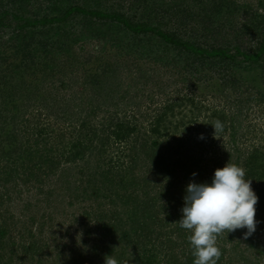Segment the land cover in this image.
<instances>
[{
	"label": "trees",
	"instance_id": "1",
	"mask_svg": "<svg viewBox=\"0 0 264 264\" xmlns=\"http://www.w3.org/2000/svg\"><path fill=\"white\" fill-rule=\"evenodd\" d=\"M45 1L0 0V264H193L187 186L229 161L257 227L217 264H264V0Z\"/></svg>",
	"mask_w": 264,
	"mask_h": 264
},
{
	"label": "clouds",
	"instance_id": "2",
	"mask_svg": "<svg viewBox=\"0 0 264 264\" xmlns=\"http://www.w3.org/2000/svg\"><path fill=\"white\" fill-rule=\"evenodd\" d=\"M212 125L217 137L223 125L219 121ZM245 177L246 169L229 161L215 170L210 184H188L179 223L191 232L188 240L195 257L193 264H217L222 255L217 239L223 233L246 228L247 238L255 232L259 198L252 188V180ZM105 264H119V261L108 255Z\"/></svg>",
	"mask_w": 264,
	"mask_h": 264
},
{
	"label": "rangeland",
	"instance_id": "3",
	"mask_svg": "<svg viewBox=\"0 0 264 264\" xmlns=\"http://www.w3.org/2000/svg\"><path fill=\"white\" fill-rule=\"evenodd\" d=\"M42 1V2H41ZM40 2H41V6H40V8H41V11H46V6H47V2L45 1V0H40ZM166 6V5H165ZM36 8H39V7H37V6H35L34 8H31V12H34V10L36 9ZM136 11V13L138 12V13H140V9H138V7H137V9L135 10ZM142 63L144 62V61H141ZM149 64H151V63H149V62H147L146 61V63H145V65H144V67L145 66H148ZM160 68V67H159ZM162 69H159L160 70V74H161V77H159L160 78V80L162 81V82H164V81H166L167 82V67H161ZM159 71H154V73H158ZM157 76H159V74L157 75ZM246 76L248 77V79H247V82H251L252 84H254V85H258L259 84V82H258V74L256 73V70H254V71H252L251 73H248V74H246ZM204 83V82H203ZM202 83V84H203ZM204 85V84H203ZM154 86V84H148L147 86H145L144 87V89H145V91H144V95L146 96L147 94H149V95H152V96H154L153 95V93H156V89H154L155 87H153ZM135 91H136V89H134ZM152 92V93H151ZM142 94V95H143ZM161 96V95H160ZM159 96V97H160ZM154 99L153 100H157L158 99V96H154L153 97ZM162 98V97H161ZM146 100H148V99H146ZM151 101V100H150ZM195 135V134H194ZM193 135V136H194ZM200 139H202V138H200ZM213 143L214 142H212V141H210V140H208L207 141V139H206V141H205V143H204V146H207V147H209V148H211V152H209V149L207 150L208 152H205L204 154H202L203 155V157H204V160H209V159H211L212 158V156L213 157H215V155H214V152H215V149L217 148V151L219 150L220 151V144L221 143H219V142H216L215 143V146H212L213 145ZM264 236V235H263ZM242 264V263H241ZM245 264V263H244Z\"/></svg>",
	"mask_w": 264,
	"mask_h": 264
}]
</instances>
